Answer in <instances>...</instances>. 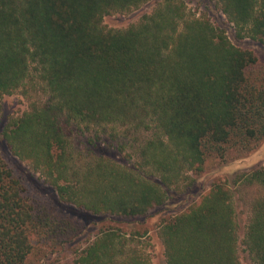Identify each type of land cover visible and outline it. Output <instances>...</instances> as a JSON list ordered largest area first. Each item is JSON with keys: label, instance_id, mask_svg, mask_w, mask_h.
<instances>
[{"label": "trees", "instance_id": "16d2710c", "mask_svg": "<svg viewBox=\"0 0 264 264\" xmlns=\"http://www.w3.org/2000/svg\"><path fill=\"white\" fill-rule=\"evenodd\" d=\"M212 1L238 38L264 44V0ZM150 2L152 13L129 28L105 27L107 16ZM257 63L210 19L192 17L183 0H0V103L18 92L38 95L10 119L4 139L61 202L94 215L144 218L166 204L171 188L191 183L190 173L201 174L208 154L237 159L256 150L264 140ZM73 127L121 141L136 164L99 159L81 172ZM244 179L264 187V166ZM235 217L228 186L214 184L161 223L167 263L241 264ZM77 231L30 196L0 154V264H28L38 244L57 248ZM118 232H101L66 264H152L141 250L119 249ZM242 244L254 264H264V197Z\"/></svg>", "mask_w": 264, "mask_h": 264}, {"label": "rangeland", "instance_id": "374dc122", "mask_svg": "<svg viewBox=\"0 0 264 264\" xmlns=\"http://www.w3.org/2000/svg\"><path fill=\"white\" fill-rule=\"evenodd\" d=\"M183 1L186 4L187 12L192 17L210 19L215 27L226 32L234 45L252 51L258 60L257 69H264V44L250 38H238L234 25L227 20L212 0ZM155 7L156 2H150L129 14L107 16L104 25L108 29H127L139 22L144 15L152 13ZM37 98L36 94L29 96L19 92L3 97L0 103V154L15 175L22 180L30 196L49 204L51 208L55 209L58 217L71 219L77 225L78 231L67 241L63 238L64 243L57 248L46 249L44 242L38 244L28 264L71 263L82 250L94 242L98 234L111 228L118 230V233L123 237V239L120 238V241L123 240V244L117 243L119 249L124 246V251L129 254L133 249L141 250L150 258L152 264H168L165 247L160 238L161 223L166 218L175 216L199 202L203 196L210 192L214 184H225L231 191L235 219L239 226L238 254L240 262L241 264H254L242 241L252 217L253 206L259 198L264 197V187L258 184H248L244 176L264 166V140L256 150L241 158L236 159L228 156V158L222 159L217 154H208L204 171L199 175L190 173L191 183L187 180L180 184V188H171L168 191L166 204L151 211L144 218L130 220L106 214L94 215L82 211L75 204L61 202L57 191L45 178L35 172L27 161L15 156L4 139L3 133L10 119L21 117L24 112L30 109L31 102ZM71 130L73 133L71 151L75 164H77L76 167H80L81 172L99 159L109 160L129 169L136 164V156L128 159L127 155L132 154L131 149L125 153L119 149L121 141H114L108 136H103L98 141L94 131L82 133L74 127Z\"/></svg>", "mask_w": 264, "mask_h": 264}]
</instances>
